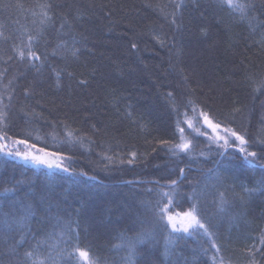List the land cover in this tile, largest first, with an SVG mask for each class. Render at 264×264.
<instances>
[{
	"label": "trees",
	"instance_id": "obj_1",
	"mask_svg": "<svg viewBox=\"0 0 264 264\" xmlns=\"http://www.w3.org/2000/svg\"><path fill=\"white\" fill-rule=\"evenodd\" d=\"M253 2L255 10L241 21L216 0H183L176 11L177 27L170 22L174 9L169 0H0V109L6 113L0 126L15 139L31 132L30 143L69 157L67 163L77 173L36 168L0 155V203L13 198L3 188L17 180L22 182L20 197L39 194L48 185L51 210L38 213L32 223L38 238L47 241L41 247L42 259L52 245H56L51 248L53 257L66 247L58 243L59 233L71 228L79 246L90 250L98 264H122L126 253L115 246L121 243V233L131 236L139 230L133 229V221L144 211L142 203L157 198V186L150 181L167 184L178 179L183 167L187 179L178 180L179 206L173 211L188 210L192 203L188 196L196 188L204 218L222 245L218 258L247 264V248L258 245L264 234L260 185L264 170L244 162L236 149H229L231 156H215L220 149L211 143L214 133L199 113L208 112L214 123L227 121L250 143L255 142L250 151L264 148L260 143L264 95H253L248 80L264 76V48L255 43L264 31V5L261 0ZM44 3L60 6L53 9L54 25H46L43 39L36 44L42 60L28 63L15 55L12 46H22L29 34H35ZM64 17L80 41L78 59L52 55L58 40L67 39L62 33L69 31L68 25L60 28ZM156 35L166 40L165 46ZM133 42L137 49L131 48ZM54 68L61 73L59 86ZM31 84L36 95L26 98L23 89ZM234 108L241 111L233 112ZM188 120L206 134L192 132ZM177 124L190 139L195 138L197 154L191 160L183 153L174 156L169 145L160 143L178 141ZM67 132L73 134L71 143ZM201 151L205 155L200 156ZM212 168L223 178L220 182L208 175ZM246 189L257 190L248 195ZM219 192L228 202L222 212ZM178 235L183 239L176 252L182 251L189 264L194 260L193 249L198 253L196 264H212V252H199L200 236ZM6 252L7 245L0 239V264L12 260L2 255ZM256 258L264 264L259 255Z\"/></svg>",
	"mask_w": 264,
	"mask_h": 264
},
{
	"label": "snow or ice",
	"instance_id": "obj_2",
	"mask_svg": "<svg viewBox=\"0 0 264 264\" xmlns=\"http://www.w3.org/2000/svg\"><path fill=\"white\" fill-rule=\"evenodd\" d=\"M216 2L220 7L227 8L230 14H238L241 21L249 19V14L256 8L253 0H216ZM169 3L174 9L170 14L172 16L170 22L179 27L176 11L182 8L183 0H180V2H177V0H169ZM261 3L264 5V0H261ZM59 6L53 3L40 5V27L35 34H29L26 41H22V46L17 44L12 46V51L20 60L28 63L34 60H42L41 55H37L36 44L43 39L46 25L49 23L54 25L56 13L53 9ZM251 19H255V17H251ZM65 25H68L69 31L62 33V37H67V39L60 38L58 40V43L52 49V55L63 58L65 54H70L73 58L78 59L81 49L77 45L80 44V41L72 33L71 25L68 24L66 17L63 18L60 28L63 29ZM262 28H264V25H262ZM201 31L205 36L207 35L205 29ZM154 38L161 46H165L166 40L164 38L159 35H156ZM255 43L261 48H264V31L261 32L260 39L255 41ZM137 47V43H131L132 49H137ZM8 59L11 60L13 57L9 56ZM43 59H47L46 54L43 56ZM33 66L35 67V65ZM36 70L39 72L40 67H37ZM183 71L181 68L180 72L182 73ZM53 72L56 74L57 85L59 86L61 73L55 68ZM0 75L3 74L0 73ZM187 79L188 77L184 76V80ZM248 80L253 95L256 93L264 95V76L260 79L249 76ZM80 83L84 84L86 81H80ZM23 92L26 98L36 95L35 84L25 87ZM168 95L171 96L172 93L170 92ZM2 104L3 99L0 98V105ZM195 110L193 108V111ZM232 111L239 113L241 109L234 108ZM131 115L129 113L130 117ZM199 115L203 118L204 124L214 133L210 137V141L220 149L215 153V156H231L232 153L229 152V149H236L239 157L244 162L264 170V148H261L259 152L250 151V148H252L255 142L250 143V140L246 139L245 135L241 134L237 129L230 127L227 121H217L214 123L213 118H210L208 112L203 110L200 111ZM5 117L6 113L0 109V125L4 124ZM186 123L192 132L199 135L206 134L200 128L194 126L193 121L188 120ZM222 123L224 125L223 128L221 127ZM177 132L179 137L178 141L174 144L168 140H161L160 143L169 145V150L174 156L183 153L191 160L197 154L196 143L194 142L195 138L190 139L185 134V128L180 127L179 124H177ZM221 132L223 134H220ZM31 135V132H23L24 138L15 139L9 136L6 127L0 126V155L6 158L11 157L12 159L22 160L25 165H31L36 168L58 169L70 175H77L76 170L72 168L70 163H67L70 159L69 157H65L59 151L49 152L44 147L37 148L35 143L29 142ZM66 135L68 137L67 142L71 143L73 134L67 132ZM53 138L55 139V137ZM36 139H39V137L37 136ZM7 142H10L11 146ZM260 143L264 144V140H260ZM130 155L135 158L136 153L132 152ZM199 155L203 156L205 153L201 151ZM108 160L111 161L112 157H108ZM127 162L132 164L133 159H129ZM213 163L217 164L219 161L213 160ZM179 174L178 179H170L167 184H162L160 180L150 181V183L157 186V198L153 202L142 203L144 211L138 213L133 221V229L138 227L139 230L135 231V234L131 236L126 233H121V243L115 246L118 250H123L126 253L125 256L121 257L122 264H166V262L167 264H189L187 257L184 256L182 251L179 253L176 252L180 240L183 239V236L178 235L180 233L189 236H200L199 252H202L204 255L212 252V264H231V261L224 256H219L218 258V254L223 250L222 245L218 242L217 233L213 230L212 224L204 218L200 208L201 194L196 188H193L191 195L188 196V199L192 201L188 210L182 212L173 211L179 206L176 199L180 195L178 180L180 178L187 179L185 168H179ZM79 175H87V173L81 172ZM208 175L214 177L217 182L223 179L219 176L215 168L209 169ZM21 183V181L17 180L10 187L3 188V192L11 193L13 198L8 200L7 197H4L8 202L0 203V239L7 245V252L2 255L12 258L9 264H13V261L14 264H72V261H75L76 264H98L97 260L90 256V250H84L79 246L78 239H74V231L71 228L59 233L60 239L58 243H63L66 247L61 248L56 253V256L53 257L50 255V252L51 248H55L56 245H52L48 249L49 255L43 259L41 258L43 255L41 247L47 241L38 238L37 232L33 231L32 223L37 220L38 213L51 210V193L48 185L45 184L40 189L39 194L37 192H31L20 197L18 196V188ZM260 185L262 190H264V179L260 181ZM256 190L246 189V192L248 195H252ZM149 191H154V189H149ZM218 196V208L222 212L225 210L228 202L225 200L223 192H219ZM46 205L47 207H45ZM47 235L49 239L52 236L51 233ZM9 239L12 241L10 244L8 243ZM33 241L35 242L33 243ZM68 248L71 251H68ZM247 254L249 256L247 264H260L256 257L259 255L261 259H264V234L260 236L258 245L253 244L247 248ZM192 255L194 257L192 264H196L195 258L198 255L196 249L192 250ZM173 256H175V260L172 259Z\"/></svg>",
	"mask_w": 264,
	"mask_h": 264
},
{
	"label": "bare ground",
	"instance_id": "obj_3",
	"mask_svg": "<svg viewBox=\"0 0 264 264\" xmlns=\"http://www.w3.org/2000/svg\"><path fill=\"white\" fill-rule=\"evenodd\" d=\"M37 148H39V147H37Z\"/></svg>",
	"mask_w": 264,
	"mask_h": 264
}]
</instances>
